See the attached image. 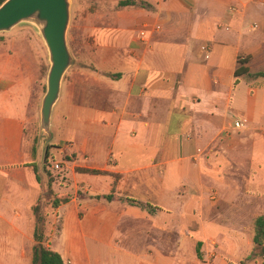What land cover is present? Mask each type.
<instances>
[{
    "label": "crops",
    "instance_id": "1",
    "mask_svg": "<svg viewBox=\"0 0 264 264\" xmlns=\"http://www.w3.org/2000/svg\"><path fill=\"white\" fill-rule=\"evenodd\" d=\"M133 1L70 37L69 20L79 46L50 145L71 198L49 212L48 246L65 264H264L245 260L264 214V77L244 73L264 71V0ZM38 77L27 50L0 43V264H29L34 242Z\"/></svg>",
    "mask_w": 264,
    "mask_h": 264
},
{
    "label": "rangeland",
    "instance_id": "2",
    "mask_svg": "<svg viewBox=\"0 0 264 264\" xmlns=\"http://www.w3.org/2000/svg\"><path fill=\"white\" fill-rule=\"evenodd\" d=\"M71 6V15H70V24L68 28L69 37L71 34H76L79 31L80 26H82V21L88 19L89 14H93L97 10L105 7L107 9L115 8L117 9L118 5L114 2V0H109L104 2V0H70ZM92 21V19H90ZM70 40V38H69ZM0 43L5 44L6 50H10V52L15 47H20L21 49L27 50L33 57L34 65H36V69L38 70V91L35 97V109H34V117L32 118V122L26 126V140L30 146V150L32 146L35 144L36 146V156L35 163L37 166V170L40 169L41 175L43 177V182L39 187H41L40 195L36 203L39 204V209L36 213H34V217L36 215L41 216L43 218V234L44 239L43 242L46 246H48V235L46 234V226H48V216L51 209H55L56 207H52L51 199L52 196L49 195L48 191V182L46 179L51 180V191L55 195H70L68 192H64L62 194L56 192L57 190H61L67 186V180L65 176L62 178L64 174V160L59 155H56V149L50 145L51 140L48 139L47 134L41 128L40 124V109L42 104V99L47 89V75L50 69V60H49V52L47 46L42 38L41 32L39 28L30 23V22H21L14 26L11 30L0 32ZM71 47L72 54H76L78 51V46L75 40H70L69 42ZM75 60L73 59V63ZM72 63V64H73ZM73 66L71 65L69 69ZM67 70V71H68ZM244 87V86H243ZM242 86L237 87L236 93H241L240 89ZM236 97V96H235ZM47 152V153H46ZM57 163L59 165V169H47V167L55 165ZM62 171H61V170ZM235 173V172H234ZM237 173V172H236ZM235 177L240 178L242 174H233ZM40 176V173H39ZM55 183V188H52V184ZM249 191L250 189H246ZM208 197L210 201L216 203V199L219 198L218 191L213 188ZM140 203V202H139ZM141 206V205H140ZM146 208V207H144ZM147 209V208H146ZM217 212L223 211V209H217ZM53 232L58 234L60 230V222L58 219L51 220ZM36 222V217H35ZM49 247V246H48ZM259 249H255V253L258 254ZM261 257V256H260Z\"/></svg>",
    "mask_w": 264,
    "mask_h": 264
},
{
    "label": "water",
    "instance_id": "3",
    "mask_svg": "<svg viewBox=\"0 0 264 264\" xmlns=\"http://www.w3.org/2000/svg\"><path fill=\"white\" fill-rule=\"evenodd\" d=\"M70 0H5L0 5V32L21 22L36 25L49 52L47 89L40 109L41 128L51 139V114L57 101L63 75L73 63L66 33L70 20Z\"/></svg>",
    "mask_w": 264,
    "mask_h": 264
},
{
    "label": "trees",
    "instance_id": "4",
    "mask_svg": "<svg viewBox=\"0 0 264 264\" xmlns=\"http://www.w3.org/2000/svg\"><path fill=\"white\" fill-rule=\"evenodd\" d=\"M5 0H0V5L4 2ZM137 5L136 2L133 0H120L118 2V7H126V6H134ZM140 6L144 7H150L149 5L145 3L139 4ZM243 72L241 71H236L235 76L238 78L239 76L242 75ZM245 75L248 76L249 78H257V77H264V71H259L255 73H251L249 71H244ZM47 153V152H46ZM35 156H36V146L35 144L31 148V157L33 161L31 164L34 170V173L36 175V180L40 183V177L38 175V170L37 167L34 165L35 162ZM80 172H85V173H90V174H101L102 171H97V170H89V169H78ZM48 191L49 195L52 196L53 198L51 199V205L52 207H58L61 204L67 202L70 200V195H55L51 191V180L48 181ZM112 197V194H107L103 195V198L110 200ZM99 198V197H97ZM130 203H137L141 205L142 207H146L149 211H152L156 209L155 207H152L149 204H140L138 201L133 200V199H128ZM39 209V204L36 203L32 210L34 213H36ZM36 222L33 230V240L34 242L32 243L30 247V253H29V264H65L61 255L56 252L55 250L51 249L50 247L46 246L43 242L44 239V234H43V218L41 216L36 215ZM254 226V232H253V242L255 244L254 250L245 258V260H252L255 258L257 255V252L255 253V249H259V254L261 257L264 258V247H263V242H264V214L258 215L253 222ZM242 264L244 261L241 262Z\"/></svg>",
    "mask_w": 264,
    "mask_h": 264
},
{
    "label": "built area",
    "instance_id": "5",
    "mask_svg": "<svg viewBox=\"0 0 264 264\" xmlns=\"http://www.w3.org/2000/svg\"><path fill=\"white\" fill-rule=\"evenodd\" d=\"M233 126L236 129H240L243 126V124L241 122H239V121H235L234 124H233ZM53 168L54 169H59V165L57 163H55V165H53Z\"/></svg>",
    "mask_w": 264,
    "mask_h": 264
}]
</instances>
